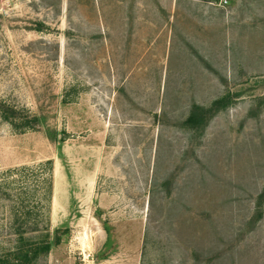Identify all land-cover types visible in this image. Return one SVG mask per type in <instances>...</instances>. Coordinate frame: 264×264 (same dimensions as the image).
<instances>
[{
  "label": "rangeland",
  "instance_id": "374dc122",
  "mask_svg": "<svg viewBox=\"0 0 264 264\" xmlns=\"http://www.w3.org/2000/svg\"><path fill=\"white\" fill-rule=\"evenodd\" d=\"M1 103L2 264H264V0H0Z\"/></svg>",
  "mask_w": 264,
  "mask_h": 264
},
{
  "label": "trees",
  "instance_id": "16d2710c",
  "mask_svg": "<svg viewBox=\"0 0 264 264\" xmlns=\"http://www.w3.org/2000/svg\"><path fill=\"white\" fill-rule=\"evenodd\" d=\"M225 99L214 101L211 106L208 109H203L196 107L193 109V111L190 113L188 119L186 120V124L188 126L194 127L197 124H200L202 127L206 124L208 117L216 113L217 111L223 109L225 105ZM15 108H12L10 106H7L3 103L0 104V118L2 121L8 123L13 129H17L18 127L20 129H33L34 126L37 125L39 122L38 118L36 117H29L28 114L24 115L21 119V124H17V113L15 111ZM264 193V190H263ZM263 195V194H262ZM262 197V196H261ZM146 238L144 239L142 251H141V261L140 264H144V258H145V252H146ZM39 249V248H38ZM50 249V244L45 243L42 248H40L41 252L43 254H47ZM21 253V252H20ZM19 253V254H20ZM36 256V251L33 253V257ZM22 257V256H21ZM24 260H27L26 253L22 257ZM29 262V261H28ZM3 262L0 261V264Z\"/></svg>",
  "mask_w": 264,
  "mask_h": 264
}]
</instances>
